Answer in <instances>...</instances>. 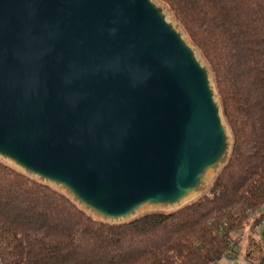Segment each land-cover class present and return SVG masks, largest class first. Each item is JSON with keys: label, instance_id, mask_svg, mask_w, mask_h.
Returning a JSON list of instances; mask_svg holds the SVG:
<instances>
[{"label": "water", "instance_id": "obj_1", "mask_svg": "<svg viewBox=\"0 0 264 264\" xmlns=\"http://www.w3.org/2000/svg\"><path fill=\"white\" fill-rule=\"evenodd\" d=\"M228 140L151 0H0V156L107 220L196 190Z\"/></svg>", "mask_w": 264, "mask_h": 264}, {"label": "trees", "instance_id": "obj_2", "mask_svg": "<svg viewBox=\"0 0 264 264\" xmlns=\"http://www.w3.org/2000/svg\"><path fill=\"white\" fill-rule=\"evenodd\" d=\"M161 1L207 63L230 131L208 193L173 211L96 219L0 161V264H210L249 211L264 220V0Z\"/></svg>", "mask_w": 264, "mask_h": 264}, {"label": "rangeland", "instance_id": "obj_3", "mask_svg": "<svg viewBox=\"0 0 264 264\" xmlns=\"http://www.w3.org/2000/svg\"><path fill=\"white\" fill-rule=\"evenodd\" d=\"M151 1L154 2L157 6H159L162 9V12H163L166 20L168 22H170L173 25V27L181 34L182 38L192 48L197 60L200 62L201 65H203L207 69L209 80H210V85H211L213 92H214V99L219 106L222 123H223V126H224L226 134H227L228 149L226 151V154L222 158V160L214 168L209 169L205 173V175L203 176L198 188L196 190L192 191L189 196L187 195V197L183 198L179 202L172 204V205H161V204L159 205V204H150V203L144 204L141 208L137 209L132 215L128 216L127 218H124L121 220H116V221H127L129 219H132L133 217L140 215V214H144V213L152 212V211H173V210H177V209L183 207L184 205L189 204L190 202L196 200L200 196L208 193L215 176L217 175V173L222 168L223 164L225 163V161L228 157L229 151H230V143H231L230 131L228 129V126H227L223 116H222L221 106L219 104V100H218V97L216 94L215 84L213 82L212 75L208 69L207 63L205 62V60L203 59L201 54L198 52V50L192 45L188 36L183 31L182 27L178 24V22L175 20L172 13L167 8V6L161 0H151ZM0 161L6 163L8 165H11L12 167L18 169L19 171L25 172L22 168L18 167L12 161H10L6 158H3L0 156ZM42 182H47V181L42 180ZM47 183L50 184L51 186L59 189L61 192L67 194L70 198L73 199V196L71 194H69V192H67V190L65 188H63L62 186L56 185L54 183H49V182H47ZM79 205H80V207L86 208L81 204H79ZM86 210H87V212L91 213L96 219H102L101 216L95 214L94 212H92L88 208H86ZM258 213H259V211L255 212L254 215L257 216ZM254 223H255V220L248 217V219L243 223V225L240 227V229L234 231L231 234V238L235 239V236L237 235V233L239 231L244 233V236L241 239H239V241H237V243H236V247L234 249V252L232 253L233 258H235V259L241 258L244 255V251L246 250V248L249 247L248 244H249L251 238H256V237L261 236L262 231L264 229V227L262 225H257L254 229V232L249 233L251 230V226H253ZM219 264H227V262H225L224 260H219ZM233 264H244V263H242L239 260H236Z\"/></svg>", "mask_w": 264, "mask_h": 264}, {"label": "built area", "instance_id": "obj_4", "mask_svg": "<svg viewBox=\"0 0 264 264\" xmlns=\"http://www.w3.org/2000/svg\"><path fill=\"white\" fill-rule=\"evenodd\" d=\"M254 214L255 213L249 211V217L256 221L259 214L257 216ZM257 225H262L264 227V220L254 223L253 226H251L249 233H253ZM243 236L244 233L239 231L235 236V239L231 240L228 251L225 252L219 260H224L227 264H233L236 260H239L244 264H264V229L260 237L251 238L253 245L250 249H248L250 251V255L248 257L245 255V252L247 251L246 248L244 255L241 258H233L232 253L234 252L236 243ZM219 260L211 262L210 264H219Z\"/></svg>", "mask_w": 264, "mask_h": 264}, {"label": "bare ground", "instance_id": "obj_5", "mask_svg": "<svg viewBox=\"0 0 264 264\" xmlns=\"http://www.w3.org/2000/svg\"><path fill=\"white\" fill-rule=\"evenodd\" d=\"M190 194H191V193H190ZM190 194H188V196H189ZM186 197H187V196H186ZM142 206H143V205H142ZM142 206H140L139 208H141ZM139 208H138V209H139Z\"/></svg>", "mask_w": 264, "mask_h": 264}]
</instances>
